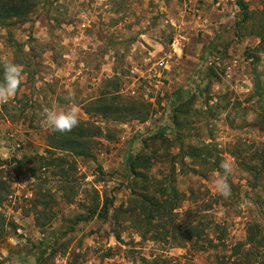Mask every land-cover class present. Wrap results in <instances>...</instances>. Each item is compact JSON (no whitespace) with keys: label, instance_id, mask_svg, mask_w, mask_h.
Returning a JSON list of instances; mask_svg holds the SVG:
<instances>
[{"label":"rangeland","instance_id":"1","mask_svg":"<svg viewBox=\"0 0 264 264\" xmlns=\"http://www.w3.org/2000/svg\"><path fill=\"white\" fill-rule=\"evenodd\" d=\"M35 1L32 13L0 21V81L4 64L23 66L17 94L0 105V264H220L234 246L258 264L264 0ZM70 93L80 123L113 138L67 156L59 176L39 169L51 133L43 113L66 111ZM105 93L145 119L96 114L89 105ZM225 159L234 161L228 198L214 188ZM147 185L174 215L145 234ZM249 229L258 252L245 244Z\"/></svg>","mask_w":264,"mask_h":264},{"label":"trees","instance_id":"2","mask_svg":"<svg viewBox=\"0 0 264 264\" xmlns=\"http://www.w3.org/2000/svg\"><path fill=\"white\" fill-rule=\"evenodd\" d=\"M35 6V0H0V21H6L12 18L28 15L34 11ZM251 66L254 76L255 93L257 95V98L261 100L262 94L259 73L254 63H252ZM120 100L121 99L119 97H112L111 93H105L101 96V98L95 100L93 103H90L89 107L91 108V110H93V112L102 116L103 118L110 117L112 119L115 118L116 120H121L125 116H131V118L134 117L141 120L145 119V116L140 115L142 114V111H139L136 105L131 104L130 102L121 105L120 102L122 101ZM110 134L111 133H107L108 136H105L101 127H98L94 124L82 122L79 123V126L74 128L70 133L61 134L59 132H51L46 139V156L39 158V161H41V163L39 164V169H48L50 167H54L56 169L60 168L61 170L59 171L58 175L64 176L65 171L63 170V167L66 164H70V161L66 160L67 156H90V150L96 144V139L103 136L104 138L111 140L113 137L110 136ZM140 162L142 161H140L138 156H133V158L131 159V163L129 164V168H133L130 170L131 174H135L133 171L134 167L136 165L138 166ZM136 176L139 177L138 175ZM2 182L3 181L0 180V204L6 198V196L2 194ZM143 191H145V195H142L143 200L140 202L139 206L140 211L143 215L142 224H145L147 226V229L145 231V234H147L149 230L154 229L157 220H173L172 216L174 215V206H172L169 201L162 203L157 197L148 195L149 192H151V190L148 188V185L143 189ZM170 194V197L174 200V198L176 197L175 191L171 190ZM102 211L103 217L106 216L107 210L105 206L103 207ZM131 211L132 210L129 211L130 213L126 214H131ZM91 213L93 214L94 211H91L87 217H77L76 221L78 222L81 220H86ZM195 235V228L190 227L186 230L185 235L182 237L190 240ZM116 238H118V236H116ZM245 244L249 246L248 250L251 249V251H254L257 249L256 251L258 252V248L262 243L261 241L256 240V236L253 235L251 233V230L249 229L247 232ZM236 248L237 246H234L228 258H224V260L221 261L220 264H247L245 260L239 257ZM258 255L261 256L257 258L256 262H258V264H264V252H260Z\"/></svg>","mask_w":264,"mask_h":264},{"label":"clouds","instance_id":"3","mask_svg":"<svg viewBox=\"0 0 264 264\" xmlns=\"http://www.w3.org/2000/svg\"><path fill=\"white\" fill-rule=\"evenodd\" d=\"M23 66L14 63H6L3 66V79L0 81V105L6 104L13 98L21 85L23 79ZM66 100L70 101L69 108L58 111L55 106L44 109V120L42 124L51 132L61 134L70 133L79 126V107L74 103L75 94L70 93ZM221 172H217L214 180V188L218 195L228 198L231 196V186L228 183L229 176L234 170V161L225 159L220 165Z\"/></svg>","mask_w":264,"mask_h":264}]
</instances>
